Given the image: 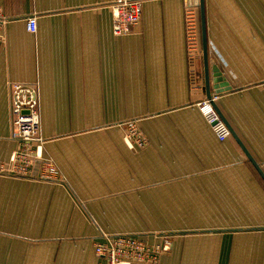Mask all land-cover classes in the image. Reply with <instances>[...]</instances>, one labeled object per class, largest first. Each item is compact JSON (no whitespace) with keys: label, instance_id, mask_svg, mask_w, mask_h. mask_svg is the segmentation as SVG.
Instances as JSON below:
<instances>
[{"label":"crops","instance_id":"1","mask_svg":"<svg viewBox=\"0 0 264 264\" xmlns=\"http://www.w3.org/2000/svg\"><path fill=\"white\" fill-rule=\"evenodd\" d=\"M113 1L0 0V264H102V233L174 234L156 264H264V181L195 106L207 100L198 8L190 57L184 0H145L121 35ZM203 2L211 97L264 174V0ZM35 82L57 181L36 163L29 178L2 172L19 146L10 87ZM132 119L142 148L122 140Z\"/></svg>","mask_w":264,"mask_h":264},{"label":"built area","instance_id":"2","mask_svg":"<svg viewBox=\"0 0 264 264\" xmlns=\"http://www.w3.org/2000/svg\"><path fill=\"white\" fill-rule=\"evenodd\" d=\"M145 0H114L111 4L112 28L114 34H126L132 25L141 19L142 5ZM184 6L185 43L190 57L199 52L197 10L189 6L187 0ZM7 18L0 10V39ZM25 26L29 32L36 31V18L30 16L25 19ZM33 84V83H32ZM34 85V86H33ZM18 84L11 86L10 116L13 134L18 141V147L9 156L5 169L10 175L27 178L31 176L35 163L38 167L36 177L42 180L57 181L59 170L53 159L46 157L42 151L39 137L40 114L38 107L39 91L36 84ZM203 100L196 103V108L203 116L218 141H225L230 131L224 121L218 116L212 102ZM128 128V129H127ZM123 141L130 147H143L144 140L133 120L127 124ZM157 241L148 242L141 235L102 233V241L96 242L95 253L103 259L102 264H156L159 256L171 248V237L168 234H153Z\"/></svg>","mask_w":264,"mask_h":264},{"label":"water","instance_id":"3","mask_svg":"<svg viewBox=\"0 0 264 264\" xmlns=\"http://www.w3.org/2000/svg\"><path fill=\"white\" fill-rule=\"evenodd\" d=\"M187 4L189 6H193L198 8L199 11V20H200V24H201V38H202V53H203V62H204V79H205V90H206V97L208 100L211 99V89H210V77H209V70L207 67V44H206V31H205V10H204V2L203 0H187ZM214 76L216 78H214V82L215 83H219V86H223L221 84L222 79L220 78V73L216 72L214 73ZM214 89H217L218 86H214ZM212 105L215 109V111L217 112L218 116L224 121V123L227 125L229 131H230V135L233 136V138L237 141V143L239 144V146L241 147L243 153L245 154V156L249 159V161L252 163V165L254 166V168L257 170L258 174L261 176V178L264 181V174L262 172V170L259 168V166L252 160V158L249 156V154H247L246 150L243 148V146L241 145V143L238 141V139L236 138L235 134L233 133V131L231 130V128L229 127V125L227 124L225 118L222 116V114L219 112V110L216 108L214 102H212Z\"/></svg>","mask_w":264,"mask_h":264},{"label":"rangeland","instance_id":"4","mask_svg":"<svg viewBox=\"0 0 264 264\" xmlns=\"http://www.w3.org/2000/svg\"><path fill=\"white\" fill-rule=\"evenodd\" d=\"M133 26V25H132ZM130 29V28H129ZM36 83V82H35ZM18 84H27V85H33L32 83H18ZM36 85H37V83H36ZM34 86V85H33ZM38 87V86H37ZM39 91V90H38ZM11 103V87H10V102H9V104ZM198 103V102H197ZM195 106H196V104H195ZM38 107H39V100H38ZM39 114H40V112H39ZM10 118H11V116H10ZM131 121H133V119L132 120H126V121H124V122H122L121 124H120V126H122V127H124L125 129L127 128V124L129 123V122H131ZM137 121V120H136ZM12 124V123H11ZM40 126H41V123H40ZM128 129V128H127ZM139 129V128H138ZM139 131H140V133L142 134V136H143V140H144V146L148 143V140H147V138H146V136L141 132V130L139 129ZM124 133L125 132H123V135H124ZM123 135H122V137H123ZM39 137H40V139H41V136H40V131H39ZM123 140V139H122ZM41 142H42V139H41ZM43 143V142H42ZM143 146V147H144ZM133 148H142V147H133ZM43 151V150H42ZM36 166H37V164H36ZM57 166V165H56ZM37 168V170H38V167H36ZM58 168V167H57ZM59 170V169H58ZM4 172V171H3ZM31 172H32V170H31ZM32 175L31 176H29V177H32V176H36V174L37 173H34V175H33V173H31ZM58 176H61V173H60V170H59V175ZM29 177H27V178H29ZM106 234V233H105ZM166 234V233H165ZM170 237H171V235L172 234H168ZM174 235V234H173ZM172 235V236H173ZM148 242H149V240H148ZM150 243V242H149ZM164 254H166V252H164V253H162L159 257H161L162 255H164ZM160 259V258H159ZM159 261V260H158ZM158 263V262H157ZM141 264V263H140Z\"/></svg>","mask_w":264,"mask_h":264}]
</instances>
